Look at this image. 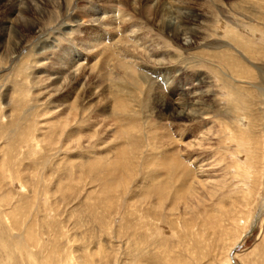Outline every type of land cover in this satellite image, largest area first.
I'll use <instances>...</instances> for the list:
<instances>
[{
  "label": "rangeland",
  "instance_id": "rangeland-1",
  "mask_svg": "<svg viewBox=\"0 0 264 264\" xmlns=\"http://www.w3.org/2000/svg\"><path fill=\"white\" fill-rule=\"evenodd\" d=\"M126 1L116 0L112 8L101 0H22L20 7L14 0H0V198L8 201L5 206L0 202V243L16 245L5 230L17 220L25 241L35 244L38 233L42 236L43 254L34 256L35 264L38 259L76 264L77 257L86 264H264V209L247 234L264 203V0ZM164 4L177 6L184 20L194 16L200 31L196 48L184 51L144 19L158 17ZM109 7L113 14L120 10V17L114 18ZM15 28L23 43L14 53ZM215 39L231 46L218 51L198 46ZM40 43L46 45L41 52ZM157 60L167 71L180 70L163 91L153 76ZM200 73H206L212 91L205 98L206 120L176 118V108L171 117V107L158 105L162 98L183 101L178 85L192 84ZM76 114L80 122L72 124L78 133L72 140L67 128L56 125ZM93 122L99 128L86 131ZM162 123L181 132V149L182 142L202 146L191 154L204 161L217 185L197 188L200 201L184 207L190 202L175 188L183 184L190 190L196 178L182 173L178 181L176 173L156 179L155 187L167 183L166 203L174 192L181 199L180 208L171 207L175 213L171 209V217L160 224L153 218L158 212L145 221L137 216L139 210L127 215L120 205L133 192L148 196L143 189L149 190V175L157 170L148 163L153 151L146 152L142 139L155 138L147 125ZM203 123L212 129L209 134ZM87 133L93 135L89 145L84 144ZM120 139L121 168L111 175L99 158L113 161ZM157 198L151 200L159 205ZM132 227H137L134 239L147 245L145 253L143 248L134 252L123 238L122 231ZM242 234L246 237L237 243ZM12 254L11 264H18Z\"/></svg>",
  "mask_w": 264,
  "mask_h": 264
},
{
  "label": "bare ground",
  "instance_id": "bare-ground-1",
  "mask_svg": "<svg viewBox=\"0 0 264 264\" xmlns=\"http://www.w3.org/2000/svg\"><path fill=\"white\" fill-rule=\"evenodd\" d=\"M12 1V0H10ZM30 1V0H29ZM94 1V0H93ZM100 1V0H99ZM101 1H105L106 3L108 4H111V7L113 8V3L116 1V0H101ZM126 1V0H124ZM133 1H136V0H132ZM141 1V0H140ZM163 1V0H162ZM173 1V0H172ZM15 4L20 7L21 4H24L22 2V0H14ZM33 2V1H32ZM128 1H126L125 3H127ZM131 2V1H130ZM144 2V0H143ZM150 2V1H149ZM153 2V0H152ZM158 2V1H156ZM168 2V1H167ZM176 2V1H175ZM180 2V1H178ZM100 3V2H99ZM116 3V2H115ZM123 3V2H122ZM125 3H124V6H125ZM134 3V2H133ZM142 3V2H141ZM173 3V2H172ZM171 3V4H172ZM177 3V2H176ZM31 5V3H29ZM139 4V3H138ZM145 4V3H144ZM149 4V3H148ZM147 4V5H148ZM157 4V3H156ZM155 4V5H156ZM171 4H168V5H162V7L160 6H157L159 7V12H158V17H151L150 15H145L144 19L148 22H154L157 24H155L158 28H159V31L161 30L162 33L165 35V36H169L171 37V39H173V41H176L180 47L182 48L183 47V50L184 51H189L190 49H192L191 47L194 46L196 40L198 37H200V31H199V28H197V25H196V21L194 19V16H188V18H185V20L182 18V16L180 15L179 13V10L177 11V6H173ZM122 5V4H121ZM132 5V3L130 4V6ZM134 5V4H133ZM132 5V6H133ZM137 5V4H136ZM110 6V5H109ZM131 6V7H132ZM146 6V5H145ZM152 6V5H151ZM118 7V6H117ZM128 7V6H127ZM150 7V6H149ZM155 7V6H153ZM29 8V7H28ZM112 8L109 7V11L113 14L115 12V9L113 10ZM115 8V7H114ZM133 10H137V8L135 6H133ZM140 8V7H139ZM179 8V7H178ZM35 9V8H34ZM120 9V7L118 8ZM123 11L125 8H122ZM158 9V8H157ZM31 10V9H29ZM129 10V8H128ZM131 10V8H130ZM32 11V10H31ZM78 11V10H77ZM118 11V10H117ZM132 11V10H131ZM118 12H121L120 10ZM115 13L113 14V17L114 18H118L120 17L119 13ZM126 12V11H124ZM133 12V11H132ZM135 12V11H134ZM133 12V13H134ZM140 12V11H138ZM146 12V11H145ZM181 12V11H180ZM183 12V11H182ZM82 13V12H81ZM89 13V12H88ZM127 13V12H126ZM130 14V12H128ZM132 13V14H133ZM137 13V12H136ZM84 14H87V13H84ZM125 14V13H124ZM123 14V17L125 16V18L127 17L126 21L128 20V14L126 16V14L124 15ZM135 14V13H134ZM138 14V13H137ZM186 14V13H185ZM184 14V15H185ZM94 15V14H93ZM183 15V14H182ZM183 15V16H184ZM89 16V14H88ZM139 16H142V15H139ZM201 16V15H200ZM91 17V16H90ZM111 17V18H113ZM193 17V18H192ZM202 17V16H201ZM124 21V19H122ZM191 18V19H190ZM199 18V17H198ZM134 19V18H133ZM197 19V18H196ZM201 19V18H200ZM120 20V19H119ZM132 20V19H131ZM21 21H22V18H21ZM133 21V20H132ZM145 21V23H146ZM130 22V21H129ZM198 23V22H197ZM124 24V23H123ZM127 25V24H125ZM33 26V30L36 29L37 26ZM199 26V25H198ZM156 27V28H157ZM61 29V28H60ZM69 30V29H68ZM158 30V29H157ZM145 31V30H144ZM14 32L16 33V41L13 45L14 47V53L15 52H18L19 50H21V44L23 43V34L21 31H19L17 28L14 29ZM67 32V31H66ZM141 32V31H139ZM131 39H133L132 37L135 36L134 35V32L131 31L130 34H128ZM147 35V33H146ZM202 35V34H201ZM125 37V36H124ZM173 37V38H172ZM144 40V39H143ZM96 41V40H95ZM120 41V40H119ZM118 42V41H117ZM116 42V43H117ZM131 42V41H130ZM137 42V41H136ZM198 42V41H197ZM121 43V41H120ZM132 43V42H131ZM140 43V42H139ZM93 44V43H92ZM96 44V43H95ZM124 44V43H123ZM130 44V43H129ZM136 44V43H135ZM203 44V43H202ZM198 45L199 48H203V49H211V50H214V51H218L224 47H228V46H231V44H229L228 42H225L223 39L222 40H214L212 42H207L205 45ZM94 45V44H93ZM128 45V43H127ZM132 45V47L134 46L133 43L130 44ZM45 44L43 43H40V45L38 46L37 50L38 51H42L45 48ZM119 47H121L119 45ZM129 47V46H128ZM144 47V46H143ZM91 48H94L96 49L95 46H91ZM101 48V47H100ZM142 48V46H141ZM145 48V47H144ZM193 48H196V47H193ZM231 48V47H230ZM146 49V48H145ZM140 50V48H139ZM142 51L144 50L143 48L141 49ZM147 50V49H146ZM136 51V50H135ZM149 51V50H148ZM147 51V52H148ZM37 52V51H36ZM132 52V50H131ZM144 52V51H143ZM146 52V51H145ZM236 53H238L240 56H242V53L239 52L238 50H236ZM137 54V53H136ZM134 55V54H133ZM142 55V53H141ZM145 55H147L145 53ZM148 55L150 56L149 52H148ZM144 56V55H143ZM193 57V56H192ZM150 58V57H149ZM245 59V61L247 63H250V61L245 58V56L243 57ZM150 61V59H149ZM69 62V61H68ZM155 66H157L156 70L153 71V76H154V81H156L158 84H160L161 86V90L163 91V89H166L170 86H172L174 83H172L174 81V79L176 78V76L180 75V70H176V71H170V70H165L164 69V66L161 68V66L163 65L162 61H154L152 62ZM69 63H67L68 65ZM153 66V65H152ZM65 68V67H64ZM70 68V67H69ZM256 69L259 70L258 73L262 72L261 69L259 67H255ZM68 70V69H67ZM146 70V69H145ZM165 70V71H164ZM217 71L223 75L222 73V70L221 69H217ZM146 72V71H145ZM144 72V74H145ZM140 74V73H139ZM143 74V73H142ZM140 74V75H142ZM143 74V75H144ZM203 75H206V73H200V75L198 74L196 79L192 82V84L190 83V85L188 84H181V85H178V88L177 90L178 91H182L181 95L185 98L183 101H181L180 99H177V101H166L165 99H161L158 103V105L161 107V108H170L167 109L168 110V113L169 115L172 114V113H175L174 110H178L177 112V115H175L176 118L178 117H181V118H184V119H188V120H193V119H199V120H206L207 119V115H206V110H205V98L208 97V95H212V91H210V89L208 88V85L210 84V82H206L207 79H204V76ZM262 76H264L262 74ZM140 77V76H139ZM149 77V76H148ZM260 79H261V76H258ZM147 78V77H146ZM142 79V78H141ZM140 79V80H141ZM148 79V78H147ZM150 79V78H149ZM177 79V78H176ZM180 79V78H179ZM204 79V80H203ZM145 80V79H144ZM152 80V79H150ZM152 81V82H154ZM155 83V82H154ZM156 84V83H155ZM178 84V83H177ZM154 86V85H153ZM208 88V89H207ZM160 89V88H159ZM161 91H159L160 93ZM179 94V93H177ZM94 96V94H93ZM120 102V101H119ZM174 102V103H173ZM178 102V103H177ZM176 108V109H175ZM173 111V112H172ZM83 113V112H82ZM64 115V114H63ZM62 115V116H63ZM171 116V115H170ZM61 117V116H60ZM172 117V116H171ZM77 114L74 115L72 117V115H68V120L70 121H67V122H63V123H60L58 125H56L57 127H59L60 129L62 128H67V133H69V137L72 138V140H75V136H77L76 133H73L72 131H74V129H72L74 126L72 125L73 123L76 124V121L77 120ZM59 120V119H58ZM168 120V118H167ZM75 121V122H74ZM80 121H78L77 123H79ZM105 122V121H104ZM164 122V121H163ZM191 122V121H190ZM204 124V123H203ZM78 125V124H77ZM76 125V126H77ZM84 125V124H83ZM205 125V124H204ZM54 125H52L53 127ZM106 128H108L109 124L107 123L106 125ZM173 126V125H172ZM206 126V125H205ZM89 127V126H88ZM86 128V131L87 130H92V128L94 127L95 130L98 129V125L96 124V122H93L92 125L90 126V128ZM202 129H204L205 127H203V125H201ZM80 128V127H79ZM147 130L148 133L152 134L155 136V138H150V139H146V138H143V145L146 147V152H148L149 149H151V153H149V162L151 165L155 166L156 168V172H154L152 175H149V177L151 178V183H149V190L147 189V187L143 189V192H145L146 195H148L147 197H144L138 193H134L133 194H130L132 197H127L125 195V199H124V202L122 205H120L121 209H123L122 211H124V213H126L128 215V211L130 213L131 210H139L138 211V214L136 212H134L135 214H137V216H140L142 217V219L144 218V220H148L150 218V216L153 214V213H156L158 212L160 215L157 216V217H153L157 222L160 223L161 220H163L164 222L170 218L168 216V214H171L170 213V210L172 209L171 207H178L180 208V205H179V201L181 199H186L188 198L189 200V204L188 205H182L184 207H189V206H192V205H195L197 201L195 200H198V191L197 188L201 189V191H203L202 189H204L205 187L207 186H210V185H217L216 184V181L214 178L210 177L209 175L206 174L207 171H210V169L206 170V167L207 165L204 163L203 160H201V162L199 160H197L196 158H194V154H191L192 152L194 153L195 151L197 152V150H201L202 149V146L200 144H197V147L195 146L194 142H182V144L185 145V149H181V132L178 130V132L176 133L174 130H172V128L170 127V125H168L167 123H162L161 125H158L157 127H153V126H148L145 127ZM72 129V130H71ZM90 130V131H91ZM101 130V129H100ZM103 130H106L103 128ZM206 132H208L207 134H209V132L212 130L210 127H207L206 126ZM203 131V130H202ZM75 132V131H74ZM101 133V132H100ZM83 135V134H82ZM87 136V137H86ZM86 141L84 142V144L87 143V145H89V141H91V139L93 138V135H86ZM84 139V137H83ZM82 139V140H83ZM111 139H113L112 142H116L118 138L115 137V135L113 134V136L111 135ZM85 140V139H84ZM73 142L74 145L76 144L74 141H70L69 143ZM119 143V141H118ZM120 143L121 144H116L115 145V149H116V153H117V157L113 159V161H109L110 163L108 162H105L106 160V156H102V158L100 157L99 160L100 162L102 163L101 166H105V169L108 173H111V175H113V172H114V168L117 166V164L119 163L118 162V152L121 151L119 150V147L118 146H121L122 145V140L120 139ZM69 145V144H68ZM86 148H89L91 149V145L90 146H86ZM145 152V151H144ZM190 152V153H189ZM105 153H111L110 151H106ZM114 154V153H113ZM144 154V153H143ZM142 154L143 157H146ZM196 154V153H195ZM141 155V154H140ZM181 155L182 158H178L179 156ZM141 156V157H142ZM192 159V160H191ZM109 160V159H108ZM184 160V161H183ZM103 163H106V164H103ZM140 163V162H139ZM185 163H189V166H186ZM121 164V163H120ZM122 166V165H121ZM117 167H120V166H117ZM145 167V166H144ZM9 168V167H8ZM121 168V167H120ZM151 168V167H150ZM208 168V167H207ZM12 169V168H11ZM117 169V168H116ZM119 169V168H118ZM181 169V170H179ZM155 170V169H154ZM183 171V172H182ZM24 172V171H23ZM173 172V173H171ZM177 173V174H176ZM184 173L186 176H189L190 178L194 177L196 178V182L194 183L193 187L189 190L188 187H184L183 184H181L180 187H176L175 191H177V195L181 193V196L183 198L180 199V196H174L175 195V192L174 194L172 195V199L170 200V202L166 203V194L167 193H163L164 190L168 189L165 185L166 181L164 182V185L162 184L161 186H156V184H158L156 182V179H158L159 177H164V175L166 176L167 174H170L171 177H174V175L176 174V177L178 179V176L180 174ZM18 174V172H17ZM16 177V176H15ZM23 177V180H25L26 178L24 177V173H22V176ZM19 179V177H17ZM25 178V179H24ZM167 178V177H166ZM181 178V177H179ZM189 178V179H190ZM170 179V178H169ZM176 179V178H175ZM13 180V178L11 179ZM192 180V179H191ZM142 181V180H141ZM144 181V180H143ZM178 181H180V179H178ZM185 181V180H183ZM188 181V179H187ZM11 182V181H10ZM14 181H12L13 183ZM27 182V181H25ZM177 182V181H176ZM190 182V181H188ZM215 182V183H214ZM142 183V182H141ZM140 183V184H141ZM153 183V184H152ZM185 183V182H184ZM167 184V183H166ZM178 183H176L177 185ZM188 184V183H187ZM180 185V184H178ZM177 185V186H178ZM189 185H191V183H189ZM191 185V186H192ZM27 186V185H26ZM23 187H24V184H23ZM22 187V188H23ZM213 187V186H211ZM25 189V188H24ZM211 190V189H210ZM174 191V190H173ZM199 191V192H201ZM189 193V194H188ZM136 195V196H133V195ZM37 196H39L38 198H40V195L39 194H36ZM188 195V196H187ZM4 196V194H3ZM36 196V197H37ZM152 196H156L158 197V201H159V205L155 202H152L151 200V197ZM8 197V196H7ZM143 201L140 200V198H143ZM132 198V199H131ZM135 198V201L134 203L133 202H130V201H133ZM6 196H4V201H3V198H0V202L4 203V206L6 205V202H8L6 200ZM131 199V200H130ZM200 201V200H198ZM198 203V202H197ZM166 204V205H165ZM3 206V204H2ZM37 207V206H36ZM140 209H138V208ZM175 207V208H176ZM141 209L145 210L143 211L142 213H140ZM177 209V208H176ZM264 209V203L262 205V208L260 209V211L257 213V215L252 219V223H251V226H250V229L249 231L247 232V234H249V232L252 231V229L254 228L256 222L258 221L257 218L259 217V215L261 214L260 212H262ZM173 210V209H172ZM175 210V209H174ZM173 210V212H174ZM186 210V209H184ZM132 212V211H131ZM175 213V212H174ZM132 214V213H131ZM124 216L126 217V215L124 214ZM132 216V215H131ZM136 216V217H137ZM174 218V217H173ZM131 219H133L131 217ZM136 219V218H134ZM115 220V219H114ZM134 221V220H133ZM132 221V222H133ZM172 221V220H171ZM139 222V221H138ZM137 222V223H138ZM142 222V221H141ZM140 222V223H141ZM168 222V221H167ZM136 224V223H135ZM142 224V223H141ZM161 224V223H160ZM12 226V228H8L7 230H5L7 232V235H9L8 238H10V241L13 240L14 243H16L15 246L14 243H12L11 247H8V244L7 246L5 244H1L0 243V264H11V258H9L8 256V252H11L12 256L14 255V257L16 258V256H18L19 260H18V264H35L34 262L36 261V258L34 257L36 254H43V252L41 251L42 250V239L40 237V233H38L39 235V239H38V242H34L35 244H32L30 242V240L28 241H25L24 237H23V233L21 232V230L19 229L18 231V228L20 227L19 226V223L17 222V220H13V222L11 223L10 227ZM126 226H128V224H126ZM134 226V225H133ZM150 226V225H149ZM154 226V225H153ZM160 226V225H158ZM24 227V226H23ZM139 227V226H138ZM137 229V227L133 230V227H132V230L126 228L124 229V231H122V236L123 238L127 239V241L131 242V245L133 246V251H139L138 248H143L144 250L141 251L142 253H145L146 251V248H147V245L145 244V242L143 241H139L138 240H135L134 239V236H135V230ZM128 230V231H126ZM23 231V230H22ZM25 231V230H24ZM34 233V232H33ZM27 234V233H26ZM29 234H31L29 232ZM37 234V233H36ZM246 234V233H245ZM245 234H242L240 240L237 242V243H240V241L246 237ZM25 235V233H24ZM26 236V235H25ZM116 236V235H115ZM122 236H119V238H122ZM158 237V236H157ZM32 238V237H31ZM112 238H114V236H112ZM115 239V238H114ZM141 239V238H140ZM32 240V239H31ZM6 242V241H5ZM30 242V243H29ZM112 242V241H111ZM11 243V242H10ZM235 243L230 249L229 251L231 250V253L233 252L232 250L234 249V247L236 246ZM24 246V248H23ZM32 246V247H30ZM31 248L35 249L32 250ZM107 249V248H106ZM110 249V248H109ZM108 249V250H109ZM37 252V253H35ZM141 253V254H142ZM230 253V254H231ZM10 254V253H9ZM23 254H25L23 256ZM11 256V257H12ZM105 256V255H104ZM39 257H42L43 258V255L42 256H39ZM13 258V257H12ZM13 258V259H15ZM77 261H75L76 264H86V262H84L81 258L77 257L75 258ZM234 259V258H232ZM49 261V260H48ZM234 262V261H233ZM38 264H44V259L39 261H37ZM48 263V262H47ZM45 263V264H47ZM144 264H147V263H144ZM153 264V262H152Z\"/></svg>",
  "mask_w": 264,
  "mask_h": 264
}]
</instances>
